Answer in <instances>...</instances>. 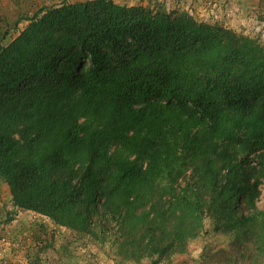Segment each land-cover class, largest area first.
Listing matches in <instances>:
<instances>
[{"label":"trees","instance_id":"obj_1","mask_svg":"<svg viewBox=\"0 0 264 264\" xmlns=\"http://www.w3.org/2000/svg\"><path fill=\"white\" fill-rule=\"evenodd\" d=\"M0 35V178L123 262L213 230L264 260V45L187 12L86 0ZM261 256V257H260Z\"/></svg>","mask_w":264,"mask_h":264},{"label":"rangeland","instance_id":"obj_2","mask_svg":"<svg viewBox=\"0 0 264 264\" xmlns=\"http://www.w3.org/2000/svg\"><path fill=\"white\" fill-rule=\"evenodd\" d=\"M139 2V5L153 10L163 8L168 12H187L199 22L224 26L237 34L258 39L264 45V11L251 9L248 3L241 10L235 6L237 10L230 13L228 20L221 13L214 12L210 8L213 4L210 6L208 0L201 1L196 9L180 0ZM9 25L4 28L7 37L3 45L9 44L22 29L18 22L11 28ZM257 206L264 209V181ZM244 254V245L235 248L232 238L214 232L213 222L207 219L202 234L189 242L184 253L169 260L157 261L155 258L139 263L123 262L110 244L101 245L92 239L81 238L47 216L17 208L7 184L0 178V264H246L242 258ZM258 261L257 264H264L262 257Z\"/></svg>","mask_w":264,"mask_h":264},{"label":"crops","instance_id":"obj_3","mask_svg":"<svg viewBox=\"0 0 264 264\" xmlns=\"http://www.w3.org/2000/svg\"><path fill=\"white\" fill-rule=\"evenodd\" d=\"M86 0H0V35H5L4 28L7 24H10V28L18 22V25L22 27L21 31L28 25V21L24 18L35 15L42 7H54L60 6L64 3H75ZM115 3L121 5H139V1L142 0H113ZM182 3L187 2L188 5L192 4L193 8H197L199 3L204 0H180ZM209 5L213 4V11L217 14L221 13L226 19L230 16V13L234 14L237 10L236 7L243 8L248 3L251 9H259L264 11V0H208ZM207 5V3H206ZM204 7V6H203ZM201 7V8H203ZM224 7V8H223ZM219 12V13H218ZM239 11H237L238 13ZM224 15H223V14ZM222 18V17H221ZM230 19V18H229ZM228 19V20H229ZM20 31V32H21ZM2 32V33H1ZM18 33V35L20 34ZM17 35V36H18ZM16 38V37H15ZM6 39V38H5ZM5 40H3L4 42ZM2 42V44H3Z\"/></svg>","mask_w":264,"mask_h":264}]
</instances>
